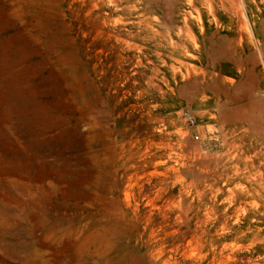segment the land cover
Segmentation results:
<instances>
[{
    "label": "rangeland",
    "instance_id": "rangeland-1",
    "mask_svg": "<svg viewBox=\"0 0 264 264\" xmlns=\"http://www.w3.org/2000/svg\"><path fill=\"white\" fill-rule=\"evenodd\" d=\"M257 185L264 0H0V264H264Z\"/></svg>",
    "mask_w": 264,
    "mask_h": 264
},
{
    "label": "bare ground",
    "instance_id": "bare-ground-1",
    "mask_svg": "<svg viewBox=\"0 0 264 264\" xmlns=\"http://www.w3.org/2000/svg\"><path fill=\"white\" fill-rule=\"evenodd\" d=\"M227 1H230V0H227ZM233 2V1H232ZM239 2V1H238ZM241 4V3H240ZM235 6V5H234ZM234 6H232V4L230 5V7H234ZM232 9H234V8H232ZM237 8H235V10H236ZM239 9V8H238ZM237 9V10H238ZM240 9H241V6H240ZM243 10H244V8H243ZM182 29V28H181ZM183 62V61H182ZM183 65V64H182ZM190 66H192V65H190ZM180 67V66H179ZM229 175V174H228ZM258 187H251L250 188V190H247L246 189V192L245 193H248L247 195H249V194H252V193H254L255 195H257V196H261V192H259V189H262L263 190V193H264V186L263 187H259V185H257ZM245 188V187H244ZM248 188V187H247ZM241 189H243V187L241 188ZM241 193H244V192H241ZM233 194V193H232ZM240 192L238 193V198H240ZM252 198V197H251ZM254 200V199H253ZM248 201V200H247ZM254 202H256L255 200H254ZM249 203V202H248ZM238 204H240V203H238ZM254 204V203H253ZM242 205V204H241ZM258 205V204H257ZM257 205H254V207L253 208H257V207H259V206H257ZM243 206V205H242ZM235 207V206H234ZM234 207H233V210H234ZM261 207H263L264 208V203H262L261 204ZM238 208V207H237ZM246 208V207H245ZM261 211V210H260ZM238 215V214H237ZM236 215V216H237ZM235 217V216H234ZM237 217H239V216H237ZM250 219H251V222L252 221H254L255 222V218H253V216H251L250 217ZM260 221V220H259ZM249 232H250V234L252 235V236H255V235H257V233H254L251 229L249 230ZM115 233V232H114ZM112 236V235H111ZM258 264V263H257Z\"/></svg>",
    "mask_w": 264,
    "mask_h": 264
},
{
    "label": "built area",
    "instance_id": "built-area-1",
    "mask_svg": "<svg viewBox=\"0 0 264 264\" xmlns=\"http://www.w3.org/2000/svg\"><path fill=\"white\" fill-rule=\"evenodd\" d=\"M184 119L187 123L193 125L194 124V119L192 118V116L190 114H184Z\"/></svg>",
    "mask_w": 264,
    "mask_h": 264
}]
</instances>
